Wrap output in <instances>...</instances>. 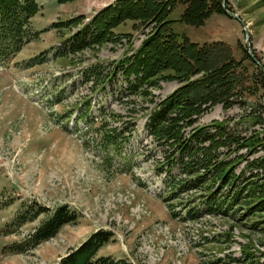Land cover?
<instances>
[{"label": "rangeland", "instance_id": "obj_1", "mask_svg": "<svg viewBox=\"0 0 264 264\" xmlns=\"http://www.w3.org/2000/svg\"><path fill=\"white\" fill-rule=\"evenodd\" d=\"M38 1L40 10L31 20L34 31L76 15L86 16L87 22L114 0ZM226 7L246 21L252 51L264 63V0H228ZM184 9L177 2L167 14L180 37L200 44L224 41L237 58L242 57L238 42L246 45V40L239 20L214 12L203 25H190L179 21ZM135 22L121 23L112 40L93 49L69 57L48 52L47 61L29 66L31 58L63 43L69 34L67 27L62 34L50 29L24 45L12 60L0 63V202H11L0 210V264H56L99 230L110 231L111 236L96 255L117 264H264V210L246 215L245 208L233 205L231 213H199L191 218L189 209L201 211L203 207L202 188L172 194L167 188L170 175H160L155 168L170 148L150 135L146 113L151 101L165 98L183 82L161 78L156 85L145 86L144 92L130 95L122 90L120 74L104 87L100 79L86 78L85 69L94 63L112 64L126 53L129 39L136 49L155 28V22L146 28L142 24L133 27ZM263 93V88L256 89V94L241 93L234 101L210 102L196 125L229 119V127L243 136L264 130ZM101 108L108 113L106 117L101 116ZM105 119L109 127L119 126V131L126 127L124 121L132 120L123 156L100 144L97 131L105 130ZM248 148L234 149L230 157L237 160ZM261 156L264 145L247 155L248 160ZM246 163L240 160L235 173L246 168ZM35 199L49 205L51 212L67 204L77 211V219L28 252L3 250L48 216L43 213L19 232L5 235L13 229L16 216Z\"/></svg>", "mask_w": 264, "mask_h": 264}, {"label": "trees", "instance_id": "obj_2", "mask_svg": "<svg viewBox=\"0 0 264 264\" xmlns=\"http://www.w3.org/2000/svg\"><path fill=\"white\" fill-rule=\"evenodd\" d=\"M57 1L64 3L70 0ZM177 2L185 5L179 21L190 25H203L214 12L225 13L222 0H114L87 22L84 15L53 22L51 27L59 30V33L64 27L71 31L58 53L75 56L102 45L112 40L115 28L128 20H136L133 27L142 24L141 28L155 22V28L145 35L138 48L135 49L129 39L128 49L121 58L107 66L95 63L85 70V75L90 80L100 79L106 83L120 74L122 90L130 95L141 90L144 92L145 86H154L161 78L182 81L165 98L151 101L152 107L146 113L148 119L145 126L149 133L159 144L170 148L164 154V160L158 161L156 169L164 172L167 166L166 173L171 177L169 188L173 194L202 188L203 212L207 214L231 213L233 205L245 208L246 215L263 211L264 157L248 160L247 155L256 152L257 146L264 145V130H253L251 135L243 136L239 130L229 127V119L206 125L196 123L210 102L234 101L241 93L247 96L256 94V89H264V69L241 41L238 45L242 57L237 58L232 46L224 41L200 44L187 36L180 37L167 17ZM38 11L37 0H0V62L13 58L25 44L39 37L40 32L31 27V18ZM74 28L76 30L72 31ZM201 72L202 75L192 78ZM260 108L263 116V101ZM107 114L103 111L101 116L106 117ZM107 122L105 119L102 123L104 131H97L100 144L122 155L123 146L130 140L133 130V127H128L132 120L124 121L127 125L120 131L119 126L112 128ZM243 147H249L246 154L241 153L237 160L230 157L234 149ZM240 160H247V167L235 173ZM176 170L178 175L175 178L172 174ZM5 204L0 202V207ZM48 210L47 206L32 201L17 215L15 225L20 227ZM189 212L192 217L198 216V212ZM77 216V211L63 204L25 239L10 245L9 250H32L53 237L62 225L75 221ZM110 236L107 230L93 233L75 252L62 258L59 264H117L108 257L96 255L98 248L107 243Z\"/></svg>", "mask_w": 264, "mask_h": 264}, {"label": "water", "instance_id": "obj_3", "mask_svg": "<svg viewBox=\"0 0 264 264\" xmlns=\"http://www.w3.org/2000/svg\"><path fill=\"white\" fill-rule=\"evenodd\" d=\"M222 5H223V8H224V11H225L226 14H228L230 17H233V18L239 20L242 23L244 31H245V40H246V46L248 48V52L255 59L256 62H259V60L255 57V55H254V53L252 51L251 42H250V39H249L250 29L248 27V24L246 23V21L239 14H237L235 12H232L230 9H228L226 7V0L222 1ZM263 104H264V97H263Z\"/></svg>", "mask_w": 264, "mask_h": 264}]
</instances>
